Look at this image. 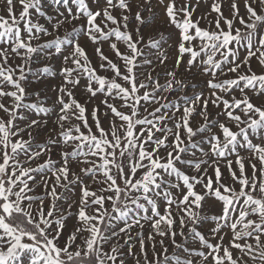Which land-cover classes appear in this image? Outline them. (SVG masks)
<instances>
[{
	"label": "snow or ice",
	"instance_id": "1",
	"mask_svg": "<svg viewBox=\"0 0 264 264\" xmlns=\"http://www.w3.org/2000/svg\"><path fill=\"white\" fill-rule=\"evenodd\" d=\"M0 12V264H264V0Z\"/></svg>",
	"mask_w": 264,
	"mask_h": 264
},
{
	"label": "rangeland",
	"instance_id": "2",
	"mask_svg": "<svg viewBox=\"0 0 264 264\" xmlns=\"http://www.w3.org/2000/svg\"><path fill=\"white\" fill-rule=\"evenodd\" d=\"M2 3H3V0H0V5H2ZM0 14H3V13L0 12ZM130 264H131V262H130Z\"/></svg>",
	"mask_w": 264,
	"mask_h": 264
}]
</instances>
